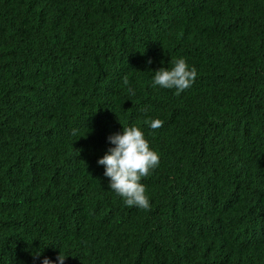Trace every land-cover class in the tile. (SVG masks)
Here are the masks:
<instances>
[{
	"label": "trees",
	"instance_id": "16d2710c",
	"mask_svg": "<svg viewBox=\"0 0 264 264\" xmlns=\"http://www.w3.org/2000/svg\"><path fill=\"white\" fill-rule=\"evenodd\" d=\"M181 57L192 86L153 87ZM133 125L160 157L149 210L97 163ZM60 252L264 264V0H0V264Z\"/></svg>",
	"mask_w": 264,
	"mask_h": 264
},
{
	"label": "clouds",
	"instance_id": "9594fccd",
	"mask_svg": "<svg viewBox=\"0 0 264 264\" xmlns=\"http://www.w3.org/2000/svg\"><path fill=\"white\" fill-rule=\"evenodd\" d=\"M196 78V68L189 67L185 58L181 57L172 61L170 69L162 67L156 70L152 86L175 89V94L180 95L192 86ZM124 84H128L126 77ZM128 91L133 95L135 94L131 88ZM162 126L163 121L160 119L150 121L152 129H158ZM108 139L115 147L109 149L108 153L98 159L97 163L104 166V175L110 178L109 187L122 198L126 206L149 210L150 201L141 179L147 177L152 170L158 167L159 154L150 149L144 133L134 125L123 126L122 133L111 135ZM67 257L60 252L59 264H64ZM43 264H52V262L45 258Z\"/></svg>",
	"mask_w": 264,
	"mask_h": 264
}]
</instances>
